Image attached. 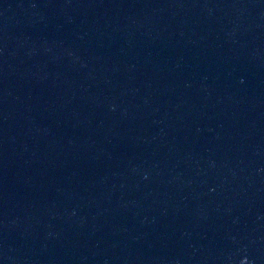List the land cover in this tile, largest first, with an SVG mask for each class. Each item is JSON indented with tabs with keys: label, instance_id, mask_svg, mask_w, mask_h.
<instances>
[{
	"label": "water",
	"instance_id": "1",
	"mask_svg": "<svg viewBox=\"0 0 264 264\" xmlns=\"http://www.w3.org/2000/svg\"><path fill=\"white\" fill-rule=\"evenodd\" d=\"M0 264H264V0H0Z\"/></svg>",
	"mask_w": 264,
	"mask_h": 264
}]
</instances>
